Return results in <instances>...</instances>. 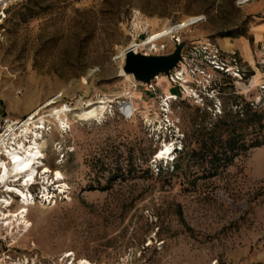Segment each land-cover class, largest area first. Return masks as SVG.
Returning <instances> with one entry per match:
<instances>
[{"label":"rangeland","instance_id":"obj_1","mask_svg":"<svg viewBox=\"0 0 264 264\" xmlns=\"http://www.w3.org/2000/svg\"><path fill=\"white\" fill-rule=\"evenodd\" d=\"M238 1L12 6L0 34V110L24 120L62 96L34 125L48 128L45 186L66 191L35 197L27 233L0 225V264H264V3ZM192 18L201 21L141 48L169 54L189 43L186 84L162 77L148 88L122 75L123 52ZM105 98L96 121L62 117L63 126L51 115ZM167 119L175 130L163 134ZM176 143V161L160 163Z\"/></svg>","mask_w":264,"mask_h":264},{"label":"bare ground","instance_id":"obj_2","mask_svg":"<svg viewBox=\"0 0 264 264\" xmlns=\"http://www.w3.org/2000/svg\"><path fill=\"white\" fill-rule=\"evenodd\" d=\"M254 1L255 0H253L250 3H253ZM197 20L199 19L192 18L181 24L186 26L188 22L197 21ZM174 29L175 27H169L161 32L155 33L153 37H150L148 40L143 41L142 44H133L130 48H133L134 51H137L145 46L156 44L157 42L163 39L171 38L173 37V35L178 34L179 32L187 28L178 29V30H174ZM235 48H237L244 55L245 50L240 45L236 44L234 47L231 46L229 49L232 50ZM124 53L125 52H123L121 56L122 61L124 60ZM122 75H125L123 71H122ZM125 76L128 77V75ZM177 76L178 78L174 77L175 82L177 83L180 82L182 84L184 83L186 84L188 82L185 71L181 72ZM162 79L163 78L161 77L158 79V81H161ZM164 80L166 83L170 79L166 78ZM83 83L87 84L86 79L83 80ZM61 97L62 96L57 95L51 98L43 106L34 109L29 114L27 118L29 117L30 118L25 122L24 126L20 130H18V132L12 135L13 137L11 138L8 147H6L7 149L6 160H10V161L5 162L3 159H0V190H2L3 194L14 193L18 196V198H22V203L20 205L21 207L16 211L11 210L13 208V204L10 199L5 197V200L2 201L3 203H0V212L6 218L5 219L6 223L4 224V227L12 231L18 228V229H23V232L27 233L29 231V228L31 227V224L28 221L27 216L29 214V208L31 205L35 203L36 198L33 196L32 192H30L29 190H23V188L21 187L27 186L29 182H32V185H34V181L37 180V176L39 174L37 168H40V166H36V165L38 164V160L41 155V150L44 145L41 138L42 133L40 132L43 129V127H41V124H39V126L34 125L35 120L41 116L43 110L55 106L60 101ZM170 100H173V97L171 96V94H168L167 102H169ZM109 102H111V100L105 98L103 100H99L85 107H82L78 112L77 110H72L67 106H63L60 109H56L55 113L53 112V114L51 115L52 116L54 115L60 121L62 117H65L69 120L70 118H73L78 122L88 123L103 118L107 111V103ZM124 109L127 114H133L134 110L132 105H127ZM61 123L63 126L65 125V122L63 120L61 121ZM33 129L36 131H34ZM171 151L172 148L167 147L165 149V152L161 153L160 157H163L164 155L166 156L169 155ZM42 170H44L41 173V176H43L44 178L43 185L44 186L50 185L49 174H52V171L50 170V168L46 167L45 165L42 167ZM54 178H56V180L54 179V181H58L57 183H59V181L63 179V174L59 170H56L54 171ZM23 179H26L27 181L26 184L18 185V183H21L23 181ZM39 185H42V183ZM46 187L47 186H45V191H44L45 193L43 192L41 198L51 202L53 201L54 198H56L58 193L61 194L66 191V186L64 185L58 187L57 193L49 191ZM3 204H5L4 207H2ZM80 264H90V263L84 260L81 261Z\"/></svg>","mask_w":264,"mask_h":264},{"label":"built area","instance_id":"obj_3","mask_svg":"<svg viewBox=\"0 0 264 264\" xmlns=\"http://www.w3.org/2000/svg\"><path fill=\"white\" fill-rule=\"evenodd\" d=\"M17 1L18 0H0V34L2 32H4V28H5L4 26H5V23H6L7 19H8L9 11L11 10L12 6ZM252 1L253 0H248V1L239 0L238 1V6L239 7L245 6V5L249 4ZM257 1H260V0H255L254 2H257ZM262 1L264 3V0H262ZM139 50H141V48ZM147 54H149V53H147ZM189 59H190V54L186 53L185 62H184V64L181 65V67L178 70L174 71L173 77L171 78L172 81L175 82L174 77L178 78L177 75L180 74L181 72H183V69L185 67L190 66L189 65ZM203 60H204L205 63H207V59H206L205 56H203ZM219 69L222 70V71L224 70V72H226L227 71L226 69H228V68L225 69L224 65H221V66L219 65ZM228 73H229V71H228ZM174 99H175V97H174ZM29 118H26L24 120H15L9 114L4 113V112H2V110H0V159H3L5 162H9L10 161V160H6L7 159V155H6L7 149H6V147H8V144L10 143V140L13 137L12 135L15 134L16 132H18V130H20L24 126L25 122ZM167 121H169V120L167 119ZM169 125H170V122H168L167 124L165 123V127L164 128L165 129H169ZM46 131H48V128L46 129V125H44V127L42 129V137H41L42 139H44L43 134ZM45 162H46V156H45L44 150L42 148L41 155H40V158L38 160V164L36 165V166H40V168H37L38 171H39L38 172L39 174L37 176V180L34 181V185H32V182H29L27 186L21 187V188H23V190H29L30 192H32L34 197L41 198V196L43 195V190H41V188H43V186H41L39 184H41L43 182V179L41 178V173L44 171V170H42V167L45 165ZM26 182H27L26 179H23V181L21 183H18V185L26 184ZM35 190H38V193ZM5 197L12 201L13 208L17 204L21 205V203H22V198H18V196L16 194H14V193L13 194H9V193L3 194L0 197V201H1L0 203H3L2 201L5 200ZM4 206H5V204H3L2 207H4ZM5 219L6 218L0 212V225L2 227H4V224L6 223ZM6 238L7 237H5L4 239H6ZM1 241H5V240H1Z\"/></svg>","mask_w":264,"mask_h":264},{"label":"water","instance_id":"obj_4","mask_svg":"<svg viewBox=\"0 0 264 264\" xmlns=\"http://www.w3.org/2000/svg\"><path fill=\"white\" fill-rule=\"evenodd\" d=\"M201 20L190 21L186 26L178 24L174 30L188 28ZM189 43L177 41L175 49L169 54H147L141 50L134 51L128 48L124 53L122 71L130 76L137 86L152 88L160 77L171 80L174 71L178 70L185 62Z\"/></svg>","mask_w":264,"mask_h":264},{"label":"trees","instance_id":"obj_5","mask_svg":"<svg viewBox=\"0 0 264 264\" xmlns=\"http://www.w3.org/2000/svg\"><path fill=\"white\" fill-rule=\"evenodd\" d=\"M181 152H184V148H182ZM175 161H176V159H175ZM161 169H163V168H160V170H161Z\"/></svg>","mask_w":264,"mask_h":264}]
</instances>
